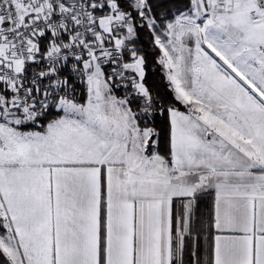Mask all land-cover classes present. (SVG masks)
<instances>
[{"label":"snow or ice","instance_id":"snow-or-ice-1","mask_svg":"<svg viewBox=\"0 0 264 264\" xmlns=\"http://www.w3.org/2000/svg\"><path fill=\"white\" fill-rule=\"evenodd\" d=\"M0 264H264V0H0Z\"/></svg>","mask_w":264,"mask_h":264}]
</instances>
